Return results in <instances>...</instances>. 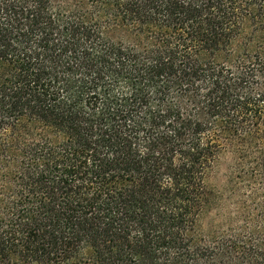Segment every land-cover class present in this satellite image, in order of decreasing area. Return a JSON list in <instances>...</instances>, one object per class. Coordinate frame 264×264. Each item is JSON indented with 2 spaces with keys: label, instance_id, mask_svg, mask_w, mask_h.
<instances>
[{
  "label": "trees",
  "instance_id": "1",
  "mask_svg": "<svg viewBox=\"0 0 264 264\" xmlns=\"http://www.w3.org/2000/svg\"><path fill=\"white\" fill-rule=\"evenodd\" d=\"M0 264H264V0H0Z\"/></svg>",
  "mask_w": 264,
  "mask_h": 264
},
{
  "label": "rangeland",
  "instance_id": "2",
  "mask_svg": "<svg viewBox=\"0 0 264 264\" xmlns=\"http://www.w3.org/2000/svg\"><path fill=\"white\" fill-rule=\"evenodd\" d=\"M228 161L227 160H221L219 167L216 169L215 175L212 177V182L213 184L221 185L226 184L228 177H230L229 173V166H228Z\"/></svg>",
  "mask_w": 264,
  "mask_h": 264
}]
</instances>
